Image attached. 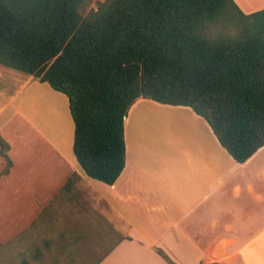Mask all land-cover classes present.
<instances>
[{"label": "trees", "instance_id": "trees-1", "mask_svg": "<svg viewBox=\"0 0 264 264\" xmlns=\"http://www.w3.org/2000/svg\"><path fill=\"white\" fill-rule=\"evenodd\" d=\"M85 1L0 0V65L65 94L72 151L86 176L107 184L119 176L124 118L142 98L189 106L239 163L264 146V7L246 13L234 0H103L82 16ZM9 149L0 135V175L12 166ZM56 243L67 258L69 242ZM41 253L34 247L31 260L20 252L5 264H36Z\"/></svg>", "mask_w": 264, "mask_h": 264}, {"label": "crops", "instance_id": "crops-1", "mask_svg": "<svg viewBox=\"0 0 264 264\" xmlns=\"http://www.w3.org/2000/svg\"><path fill=\"white\" fill-rule=\"evenodd\" d=\"M234 2L246 13L264 7V0ZM0 72L13 90L0 132L12 116L34 118L62 162L57 185L71 178L45 219L58 230L47 235L71 238L68 252L84 262L100 254L91 264H169L158 249L175 264H264V146L239 163L189 106L142 98L124 118L125 165L107 184L77 163L65 94L33 75L2 65ZM41 98L50 113L34 110ZM52 211L67 214L62 227Z\"/></svg>", "mask_w": 264, "mask_h": 264}, {"label": "rangeland", "instance_id": "rangeland-1", "mask_svg": "<svg viewBox=\"0 0 264 264\" xmlns=\"http://www.w3.org/2000/svg\"><path fill=\"white\" fill-rule=\"evenodd\" d=\"M99 1L103 0H86L80 8L82 16L90 9L96 8ZM2 75L0 72V113L4 111L13 92L3 83ZM40 100L34 110L38 109L39 113L47 110L50 113L51 110L45 105V99ZM41 116L39 119L42 123L44 116ZM33 120L34 118L31 120L28 117L19 120L17 116H12L9 124L0 132L2 138L10 145L8 154L12 161L9 174L5 177L0 175V244L4 245L0 248V264L18 262L20 252L31 260L29 252L34 247L42 252V257L36 264H68L70 258L72 263L81 259L78 264H91L100 254L91 255L93 258L85 262L83 254L69 252L67 258L60 257L56 252L58 249L56 241L59 237L47 235L58 232L52 231L50 224L53 228V222L49 220L47 224L45 219L50 218L49 210L53 208V200L60 197L62 199L64 195L60 190L61 186L57 184L62 182L65 176L62 162L54 153V141L48 133H42L41 130H44L37 128ZM4 164L0 154V170ZM57 209L61 208L52 210ZM53 216L56 218L55 226L62 227L64 223L62 220L67 214L56 211L53 212ZM64 238L67 241L71 239ZM45 240L52 242L48 250L44 247Z\"/></svg>", "mask_w": 264, "mask_h": 264}]
</instances>
